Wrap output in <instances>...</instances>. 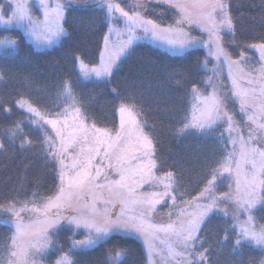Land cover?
Masks as SVG:
<instances>
[{
  "label": "snow or ice",
  "instance_id": "1",
  "mask_svg": "<svg viewBox=\"0 0 264 264\" xmlns=\"http://www.w3.org/2000/svg\"><path fill=\"white\" fill-rule=\"evenodd\" d=\"M38 9L30 0H0V60L19 50L16 29L47 47L69 36L64 25L70 17L98 21L106 29L99 62L88 64L78 54L74 59L84 76L109 89L114 119L111 127L97 126L93 89L83 90L79 76L59 80L53 98H0L4 113L12 111L8 105L26 109L40 136L31 139L22 120L6 125L5 134L19 139L21 148L39 147L55 182L48 195L37 190L23 199L0 196V215L11 229L0 264H78L77 254L105 243L112 246L104 264H125L122 236L143 242L146 264H212L206 226L217 212L226 218L220 243L250 241L264 250V216L255 215L264 209V35L253 43L240 40L229 0H38ZM137 41L172 54L204 50L195 74L175 80L199 103L191 119L179 114L186 108L176 110L174 131L215 138L220 145L219 159L196 187L185 186L179 173L158 163L155 137L146 130L136 94L115 80ZM7 147L0 140V151ZM222 177L227 191H220ZM163 207L169 211L158 222ZM65 231L66 248L59 239Z\"/></svg>",
  "mask_w": 264,
  "mask_h": 264
},
{
  "label": "trees",
  "instance_id": "2",
  "mask_svg": "<svg viewBox=\"0 0 264 264\" xmlns=\"http://www.w3.org/2000/svg\"><path fill=\"white\" fill-rule=\"evenodd\" d=\"M229 4L234 17L236 35L240 40L253 43L264 35V0H229ZM65 27L69 36L62 37L59 43L45 49H36L24 36L22 30L16 29L22 42L13 58L7 61L0 60V75H2L0 98L6 97L11 100L23 98L29 101L36 98H53L59 80L68 77L75 80L79 76L83 90L93 89L91 111L95 122L99 126H112L114 117L109 89L99 84L94 76H84L74 59V55L78 54L88 64L98 63L106 29L98 21L91 22L88 17L81 19L79 14L70 17ZM193 34L198 35L199 32L195 31ZM136 45L132 54L124 60L115 80L136 94L134 102L148 124L146 130L151 131L155 137L158 160L171 162L179 158V164L186 166V174L181 176L182 172L178 171L184 185L196 187L207 171V167H204L205 163L210 164L220 155V145L215 138H208L213 146L208 153H205L189 145V142L198 140L199 136L179 135L174 131V128L178 127L174 119L177 115L176 110L186 108V113L181 111L179 114H187L191 119L189 109L192 106V97L193 101L195 99L191 93L185 96L184 90L175 84V80L180 79V74L183 73L195 74L197 59H203L204 50H189L174 55L146 41L137 42ZM229 51L233 49L230 48ZM235 51L238 53L239 49ZM2 55L3 53H0V56ZM8 106L12 108L10 113L0 110V140L8 145L6 150L0 151V196L11 193L23 199L25 194L30 195L37 190L42 195H48L55 183L52 165L45 162L39 147L21 148L19 139L15 142L11 141L5 134V126L12 121L22 120L24 131L28 132L31 129V139L40 136V133L35 130L26 109ZM234 107L240 116L238 105ZM224 135L227 136V132ZM179 139H184L186 142V151L177 147L176 141ZM200 156L203 162L199 161ZM222 181L221 178L220 191H227ZM192 195H196V192L193 191ZM255 215L258 218L264 216V209L258 208ZM6 219L0 215V248L3 247L5 238L11 230L5 224ZM224 219L226 218L223 214L217 212L206 226L208 240L215 247L214 256L218 246L225 242L231 244V250L229 251V245L227 249L231 257L233 255L232 259L235 256L233 250L242 248L243 257L245 256L243 262L259 264L264 255V250L260 247L252 243L246 246H243L244 244L234 246L231 240L219 242L224 235L222 231ZM261 222L264 223V220ZM120 239L126 241L123 246L128 248L125 264H146L144 246L139 239L133 236H122ZM111 246V243H105L82 251L76 256L78 264H104L106 250ZM207 247L208 244H205V248ZM218 259L220 258L212 259V264H229V259L225 257L221 258L225 262L217 261Z\"/></svg>",
  "mask_w": 264,
  "mask_h": 264
},
{
  "label": "rangeland",
  "instance_id": "3",
  "mask_svg": "<svg viewBox=\"0 0 264 264\" xmlns=\"http://www.w3.org/2000/svg\"><path fill=\"white\" fill-rule=\"evenodd\" d=\"M30 3L34 6V9L38 12L39 11V9H38V0H30ZM64 27H65V25H64ZM66 28V27H65ZM22 30V29H21ZM22 32H23V30H22ZM24 33V32H23ZM27 38V37H26ZM33 45H34V47L36 48V49H45V48H49V47H52V46H54V45H56L57 43H59V41L62 39H60V40H58V41H56L53 45H51V46H47V47H45V46H37L36 45V43H35V41L34 40H32V39H29V38H27ZM112 40L113 41H116L117 40V37L115 36V35H113L112 36ZM137 42H140V41H137ZM136 42V43H137ZM152 44V43H151ZM154 45V44H153ZM161 49H163V48H161ZM163 50H165V49H163ZM166 51V50H165ZM168 52V51H167ZM170 53V52H169ZM182 53H185V52H182ZM181 52H177L176 54H174V55H177V54H182ZM248 53H249V55L251 56V57H255V56H257V53L255 52V51H248ZM172 54V53H171ZM79 65V64H78ZM226 72H227V69L225 68V75H226ZM225 82V84L227 85L228 84V81L227 80H225L224 81ZM198 101L196 100V99H194V101H193V97H192V101H191V104H192V106L190 107V109H189V112H190V116L192 117V115H193V111H194V108L198 105ZM230 110H232V107L230 106ZM234 111H235V113H236V119L237 120H240L241 119V116H238V111H237V109L234 107ZM188 112V113H189ZM118 123V122H117ZM97 126H99L98 124H97ZM99 127H111V125L110 126H99ZM176 144H177V147L180 149V150H185L186 151V142L184 141V139H179L178 141H176ZM189 145H190V147L191 148H193V149H198V150H201V151H203V152H205V153H208L209 152V150L211 149V147L213 146V143L207 138V139H205V138H203V137H198V140H196V141H193V142H189ZM187 147H188V145H187ZM230 147V146H229ZM178 153H180V152H178ZM218 155H219V151H218V153H217ZM157 155V154H156ZM220 156V155H219ZM219 156H218V158H216V159H219ZM166 157V156H165ZM180 159H183V158H180ZM198 159H199V161L200 162H203V160H202V157L200 156V157H198ZM216 159H214V160H216ZM160 161L158 160V163H159ZM162 162H163V164L165 165V168H164V170L165 171H168V170H172V171H175V172H177L178 173V171L179 172H182L180 175L182 176V175H184V174H186V166H183V165H181V164H179V158L178 159H176V160H173V161H171V162H169V161H165V160H163L162 159ZM208 165L209 164H207V163H205V165H204V167H208ZM203 167V168H204ZM222 182H224V188L225 189H227V187H226V185H227V183H228V181L226 180V179H224L223 177H222ZM162 209V211L161 210H159V213H158V217H157V220H158V222L159 221H162L164 218H166V213L169 211V209L167 208V207H163V208H161ZM165 210V211H164ZM67 234V232L65 231V232H61L60 233V237H59V239H60V243L61 244H64L65 245V247H67V243H66V241H65V237L67 236L66 235ZM133 237H135V238H137L136 236H133ZM83 238V233H81L80 235H77L76 236V239H82ZM138 239V238H137ZM140 240V239H139ZM141 241V240H140ZM142 242V241H141ZM211 242V241H210ZM143 243V242H142ZM212 243V242H211ZM249 243H252V242H250V241H244L243 242V246H246L247 244H249ZM253 244V243H252ZM228 245H229V251L231 250V244H226L225 242L223 243V244H220L219 246H218V248H217V252H216V257L214 256V251H213V249L215 250V247H214V244L212 243V251H211V253H210V259L212 260H214V259H216L217 257L218 258H220V259H218L217 261H219V260H221V258H223V257H225V258H227V259H229V264H248V263H245V262H243V259H244V257H243V253H242V248H240V249H238V250H233V253H234V259H232L233 258V255H232V257H231V253L230 252H228V249H227V247H228ZM254 245V244H253ZM209 246V245H208ZM256 246V245H255ZM229 255V256H228ZM262 255H263V253H262ZM228 256V257H227ZM264 256V255H263ZM263 256H262V258H263ZM55 258V256H52L51 257V259H54ZM154 259H156L157 261H159L160 259H161V257H159V256H156ZM223 260H221L220 262H222ZM223 262H225V261H223Z\"/></svg>",
  "mask_w": 264,
  "mask_h": 264
}]
</instances>
